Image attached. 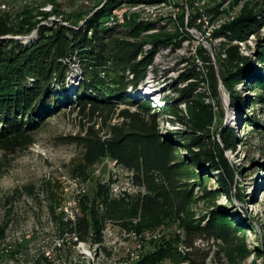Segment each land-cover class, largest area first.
Listing matches in <instances>:
<instances>
[{
    "label": "trees",
    "instance_id": "trees-1",
    "mask_svg": "<svg viewBox=\"0 0 264 264\" xmlns=\"http://www.w3.org/2000/svg\"><path fill=\"white\" fill-rule=\"evenodd\" d=\"M140 1L108 0L83 26L71 15L51 20L56 10L33 13L26 6L15 16L0 13V149L14 152L28 147L46 118L68 106L84 120L83 132L66 138L83 149L81 175L87 177L92 167L108 158L130 172L131 183L137 188L135 193L124 190L114 194L112 181L99 182L75 196L70 217L50 192L48 213L60 235L69 237L73 245H98L103 252L109 225L122 224L138 233L168 223L177 225L188 249L194 247L195 239L208 233L228 234L234 225L217 212L207 225L188 215L189 205L198 198L194 187L206 185V172L220 180L221 191L233 194L229 184L236 181L238 171L226 157L227 151L236 150L238 133L233 126L222 125L220 118L219 139L212 137L217 113L201 88L200 71L196 65L184 70L179 81L169 87L173 96H162L154 104L145 94H137L153 60L152 52L138 59L145 42L139 38L151 25L104 26L113 7ZM261 24L254 11H248L214 33V37L225 39L218 51L220 68L217 70L210 55L202 57L214 97L220 77L230 92L246 82L257 89L256 99L264 103V40L255 56L258 68L248 63L239 44L258 33ZM33 32L35 36L24 41ZM149 41L155 48L174 43L173 38L160 34L151 35ZM203 51L197 49L201 56ZM74 59L81 74L71 89ZM159 116L180 128L161 131ZM254 120L255 116L244 113L241 123ZM135 219L138 223H133ZM6 229L7 224L0 225V241ZM166 249L167 244L162 243L130 264H158ZM182 260L189 262L190 257Z\"/></svg>",
    "mask_w": 264,
    "mask_h": 264
},
{
    "label": "rangeland",
    "instance_id": "rangeland-1",
    "mask_svg": "<svg viewBox=\"0 0 264 264\" xmlns=\"http://www.w3.org/2000/svg\"><path fill=\"white\" fill-rule=\"evenodd\" d=\"M107 1L0 0V13L15 16L26 6L33 13L56 10L60 15L54 13L51 20L71 15L83 26ZM138 3L141 5L134 9ZM138 3L124 2L113 7L104 26L125 29L130 23L151 25L140 35L139 39L145 40L143 44L151 43L149 37L155 34L169 36L174 43L157 48L153 45V54H158L159 62L152 71L154 78L148 79L153 85L152 95L145 92L146 83L139 86L141 91L137 94H145L157 104L160 100L156 99L173 96L169 87L179 81L184 70L196 65L204 80L201 88L217 113L212 137H218L220 118L222 125L233 126L238 133L236 150L226 152L229 162L238 169L236 181L229 184L233 194L221 191L220 180L206 172V185L202 189L194 187L198 198L188 207V215L202 225H207L208 219L217 212L234 222L233 229L222 236L203 235L188 249L177 225L168 223L155 231L138 233L119 224L109 225L105 230L106 252L95 244L73 245L69 237L60 235L57 224L49 216L50 192L70 217L74 213L75 196L91 190L99 182L112 181L114 194L124 190L135 193L137 188L131 183L130 172L108 158L92 167L87 177L81 175L83 149L66 138L82 133L84 120L77 110L66 106L46 118L35 133L34 143L28 147L14 152L0 149V225L7 224L6 234L0 241V264H130L162 243L167 244L166 256L158 264H192L193 260L194 264H264V103L256 99L257 89L246 82L230 92L220 77L218 95L214 97L207 82V62L202 58L210 55L218 70V51L225 39L214 37V33L244 12L254 11L262 21L261 28L239 44L248 63L258 68L255 56L259 43L264 40V0H141ZM31 35L34 37L35 32ZM201 47L203 56L197 52ZM74 63L69 77L71 89L77 86L80 78L77 74H81L77 59ZM244 113L255 116L254 122L241 123ZM158 124L166 133L180 128L168 124L166 116H159ZM183 256H189L190 261L183 262Z\"/></svg>",
    "mask_w": 264,
    "mask_h": 264
},
{
    "label": "bare ground",
    "instance_id": "bare-ground-1",
    "mask_svg": "<svg viewBox=\"0 0 264 264\" xmlns=\"http://www.w3.org/2000/svg\"><path fill=\"white\" fill-rule=\"evenodd\" d=\"M138 5H141V4H134V9H137L138 8ZM143 5V4H142ZM140 8V7H139ZM112 12V11H111ZM114 12H116V10H114ZM121 17V16H120ZM122 18V17H121ZM120 18V19H121ZM122 21V20H121ZM107 23V22H106ZM114 23V22H113ZM117 24V23H116ZM156 31V30H155ZM146 33V32H145ZM153 45L151 44V43H147V44H143L142 45V54L138 57V59H140V58H142L143 57V54H146V53H149V52H152L153 53ZM169 48V47H168ZM157 52V51H156ZM172 52V51H171ZM161 53V52H160ZM163 53V52H162ZM164 54V53H163ZM160 55V54H159ZM168 55V54H167ZM159 56H158V54L157 53H155V54H153V60H152V63L150 64V65H148V67H147V71H146V77H145V80H144V82H143V84L144 83H146L145 84V86H144V90H146L145 92H151L153 89V85L151 84V82H149L148 83V79L150 78V76H151V79L152 78H154L153 77V75L154 74H152V71L153 70H155V66L158 64V62H159V58H158ZM173 64V63H172ZM170 66V65H169ZM164 69V68H163ZM157 74V73H156ZM162 74H163V72H162ZM172 78V77H171ZM175 79V78H174ZM156 84V83H155ZM156 89V91H158L159 89H157V88H155ZM151 94V93H150ZM153 94H155V95H153V96H155L156 97V93H153ZM152 95V94H151ZM156 99V98H155ZM161 99V97L160 98H158V99H156V100H160Z\"/></svg>",
    "mask_w": 264,
    "mask_h": 264
},
{
    "label": "water",
    "instance_id": "water-1",
    "mask_svg": "<svg viewBox=\"0 0 264 264\" xmlns=\"http://www.w3.org/2000/svg\"><path fill=\"white\" fill-rule=\"evenodd\" d=\"M31 36H32V35H30V36H28V37H24V38L26 39V38H29V37H31ZM139 91H141V89H139Z\"/></svg>",
    "mask_w": 264,
    "mask_h": 264
}]
</instances>
